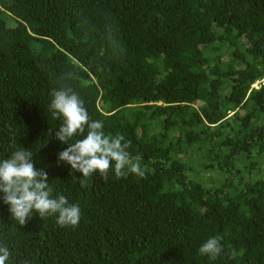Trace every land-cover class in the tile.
I'll use <instances>...</instances> for the list:
<instances>
[{"label": "trees", "instance_id": "1", "mask_svg": "<svg viewBox=\"0 0 264 264\" xmlns=\"http://www.w3.org/2000/svg\"><path fill=\"white\" fill-rule=\"evenodd\" d=\"M263 77L264 0H0V161L32 152L81 209L75 227L20 225L0 199L6 264H264ZM57 89L130 142L143 178L58 162Z\"/></svg>", "mask_w": 264, "mask_h": 264}, {"label": "clouds", "instance_id": "2", "mask_svg": "<svg viewBox=\"0 0 264 264\" xmlns=\"http://www.w3.org/2000/svg\"><path fill=\"white\" fill-rule=\"evenodd\" d=\"M264 77L257 80L252 88H261ZM49 108L52 115L62 120L55 132V138L67 145L58 153V162L66 163L81 177L89 178L99 173L107 181L109 170L113 167L117 178L125 175V170L141 178L145 171L141 167V157L130 156L127 151L130 142L124 137L105 134L103 121L91 120L80 95L71 89H57L51 92ZM86 132V135H85ZM82 136L81 139H74ZM48 174L44 169H37L33 162V153L26 150L14 151L9 158L0 161V197L8 211L20 225H25L35 212L40 218L57 216V223L64 227H75L81 217L78 204H70L60 195L52 197ZM81 186L85 181L80 180ZM222 237L213 236L199 248L201 255L215 259L223 250ZM12 255L9 248L0 244V264H6Z\"/></svg>", "mask_w": 264, "mask_h": 264}, {"label": "rangeland", "instance_id": "3", "mask_svg": "<svg viewBox=\"0 0 264 264\" xmlns=\"http://www.w3.org/2000/svg\"><path fill=\"white\" fill-rule=\"evenodd\" d=\"M11 23H13V22H11Z\"/></svg>", "mask_w": 264, "mask_h": 264}]
</instances>
